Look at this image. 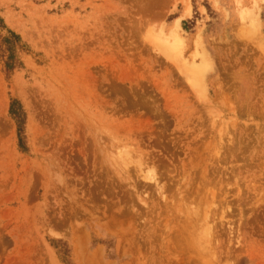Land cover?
<instances>
[{
  "label": "rangeland",
  "instance_id": "1",
  "mask_svg": "<svg viewBox=\"0 0 264 264\" xmlns=\"http://www.w3.org/2000/svg\"><path fill=\"white\" fill-rule=\"evenodd\" d=\"M0 18V264H264V0Z\"/></svg>",
  "mask_w": 264,
  "mask_h": 264
},
{
  "label": "trees",
  "instance_id": "2",
  "mask_svg": "<svg viewBox=\"0 0 264 264\" xmlns=\"http://www.w3.org/2000/svg\"><path fill=\"white\" fill-rule=\"evenodd\" d=\"M2 19L0 18V27H3ZM21 47L20 37L14 32L8 30V35L0 36V56L4 59V66L7 70H13L20 64L16 57V49ZM10 114L16 120L17 124L23 121V112L18 107V102L13 100L10 105Z\"/></svg>",
  "mask_w": 264,
  "mask_h": 264
},
{
  "label": "bare ground",
  "instance_id": "3",
  "mask_svg": "<svg viewBox=\"0 0 264 264\" xmlns=\"http://www.w3.org/2000/svg\"><path fill=\"white\" fill-rule=\"evenodd\" d=\"M241 13H242V12H241ZM177 22H178V21H177ZM177 22H176V24H177ZM176 26H177V25H176ZM174 34H175V33H174ZM173 40H174V38H173ZM177 41H178V40L176 39V40L174 41V43L177 42ZM174 43H173V44H174ZM165 44H166V43H165ZM173 44L168 45V48H167V49H168L169 52L173 51ZM162 45H163V44H162ZM179 45H180V44H179ZM159 47H160V44H159ZM160 49H161V48H160ZM163 49H164V48H163ZM164 50H165V49H164ZM175 52H176V51H175ZM194 64H195V63H194ZM190 65H192V63H191ZM195 80H196V79H195ZM140 158H141V157H140ZM140 162H141V160H140ZM146 176H147V175H146ZM142 178H143V177H142Z\"/></svg>",
  "mask_w": 264,
  "mask_h": 264
}]
</instances>
